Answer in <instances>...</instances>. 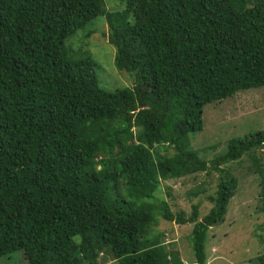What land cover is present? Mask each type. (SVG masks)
Returning a JSON list of instances; mask_svg holds the SVG:
<instances>
[{
	"label": "trees",
	"instance_id": "obj_1",
	"mask_svg": "<svg viewBox=\"0 0 264 264\" xmlns=\"http://www.w3.org/2000/svg\"><path fill=\"white\" fill-rule=\"evenodd\" d=\"M118 1L108 11L104 0H0V257L185 264L149 237L157 212L193 224V264H205L207 231L237 189L221 166L264 148L263 129L206 161L189 139L205 105L264 86V0ZM98 16L131 87L103 89L91 55L66 46ZM253 167L264 199V166ZM211 169L220 176L201 219L199 204L185 215L146 203L161 180Z\"/></svg>",
	"mask_w": 264,
	"mask_h": 264
},
{
	"label": "rangeland",
	"instance_id": "obj_2",
	"mask_svg": "<svg viewBox=\"0 0 264 264\" xmlns=\"http://www.w3.org/2000/svg\"><path fill=\"white\" fill-rule=\"evenodd\" d=\"M104 1L108 11L124 6V2L121 4L118 0ZM108 31L104 16H98L69 37L66 46L74 58L83 53L90 54L95 62L98 84L113 92L131 87L134 77L115 67V49L108 41ZM202 118L203 129L190 133L189 139L199 157L209 161L225 152L229 139L264 129V86L243 89L221 102L205 105ZM160 151L164 152L162 149ZM255 162L264 166V148H257L254 153L247 152L239 160L221 166L225 173L235 175L237 189L229 199L224 219L207 231L205 264H257V256L264 254V199L260 176L253 170ZM219 176V171L211 169L161 180L154 196L145 198L146 203L156 205L166 200L173 213L181 211L185 215L190 214L193 204H199L201 219L213 206V201L208 197L214 194ZM153 216L149 237L162 242L167 250L178 251L185 264H193V224L167 221L157 212ZM100 257L102 264H115L111 263L113 259L109 255ZM0 264L27 263L22 252L18 251L8 257H0Z\"/></svg>",
	"mask_w": 264,
	"mask_h": 264
}]
</instances>
